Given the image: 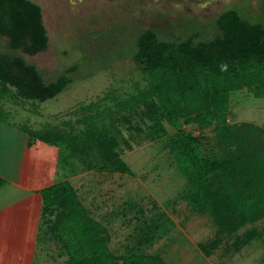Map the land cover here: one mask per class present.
Wrapping results in <instances>:
<instances>
[{"label": "rangeland", "instance_id": "rangeland-1", "mask_svg": "<svg viewBox=\"0 0 264 264\" xmlns=\"http://www.w3.org/2000/svg\"><path fill=\"white\" fill-rule=\"evenodd\" d=\"M31 1L42 9L48 47L34 56L20 55L35 65L47 82L68 75L71 84L56 98L43 103L22 99L6 102V109L12 113L6 118L7 124L39 134L53 128L82 129V121L93 116L95 124H105L109 135L116 136L120 158L132 175L90 166L37 136H28L25 170L30 168L35 182L42 177H47L50 185L69 182L90 218L105 228L114 255L126 257L129 246L138 241L206 243L222 236L209 213L196 211L189 204V187L170 144V136L190 132L201 137L203 153L211 156L216 153L214 127L202 132L183 120L177 126L164 121L168 136L153 141L147 128L150 122L143 115L144 119L131 115L126 123V101L148 89L150 81L134 59L136 44L146 30L154 31L162 41H211L219 35L216 21L226 11L238 12L250 24L263 23L264 1ZM6 43V39L0 38V50L6 51ZM233 99L242 102L233 105L232 114L238 113L237 121L251 122L260 107L256 109L258 105L252 104L250 94L243 91ZM6 217L2 215L0 219L4 221ZM47 218L41 210L39 225H49ZM248 233L256 237L248 242L249 247L239 261L250 259L248 264H264V219L221 239L235 242ZM68 260L62 246L52 249L45 264H66Z\"/></svg>", "mask_w": 264, "mask_h": 264}, {"label": "trees", "instance_id": "trees-1", "mask_svg": "<svg viewBox=\"0 0 264 264\" xmlns=\"http://www.w3.org/2000/svg\"><path fill=\"white\" fill-rule=\"evenodd\" d=\"M216 25L219 35L207 42L195 43L191 38L162 41L152 30L139 35L134 59L150 81L148 89L126 101V123L131 115L148 119L153 141L168 136L164 121L177 126L183 120L202 132L214 127L216 153L211 156L203 153L201 137L190 132L170 136V144L189 187V204L209 213L225 235L264 219V128L229 125L226 118L234 92L264 98V20L250 24L229 10ZM0 38L7 40L6 51L0 50V122L7 123L12 113L6 102L52 100L65 91L71 79L64 75L47 82L20 55L34 56L48 47L42 9L33 1L0 0ZM82 124V129L53 128L39 134L22 129L30 139L37 136L66 150L73 159L100 170L132 175L120 158L116 136L109 135L105 124H95L90 115ZM5 186L0 180V188ZM41 196L43 216L48 217L52 233L69 255L66 264H164L145 256L114 255L105 228L90 218L69 182L46 188ZM255 237L248 233L237 239L238 246Z\"/></svg>", "mask_w": 264, "mask_h": 264}, {"label": "crops", "instance_id": "crops-1", "mask_svg": "<svg viewBox=\"0 0 264 264\" xmlns=\"http://www.w3.org/2000/svg\"><path fill=\"white\" fill-rule=\"evenodd\" d=\"M242 92L231 94L227 123H246L264 128V98H255L249 93L252 104L258 105L256 109L260 107L251 122L237 121V112L232 114L233 105L242 104L233 98ZM28 144L25 130L0 122V180L6 182V186L0 188V216H7L4 221L0 219L3 222L0 224V264H45L51 258L52 249L63 246L66 251L58 236L52 233L50 224L39 225L40 211L43 209L41 192L53 185H50L47 177H42L39 183L35 182L30 168L29 171L25 170ZM223 235L218 237V243L215 240L206 243L138 241L129 246L126 257L145 256L153 261L161 260L164 264H246L250 259L246 262L239 259L254 238L250 243L238 246L239 237L235 242H228L221 239ZM51 247V251H48Z\"/></svg>", "mask_w": 264, "mask_h": 264}]
</instances>
